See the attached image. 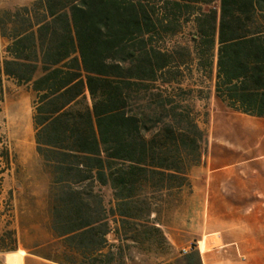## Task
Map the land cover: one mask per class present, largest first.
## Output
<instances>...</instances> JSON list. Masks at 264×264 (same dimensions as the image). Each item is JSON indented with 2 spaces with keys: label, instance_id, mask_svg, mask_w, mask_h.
<instances>
[{
  "label": "trees",
  "instance_id": "16d2710c",
  "mask_svg": "<svg viewBox=\"0 0 264 264\" xmlns=\"http://www.w3.org/2000/svg\"><path fill=\"white\" fill-rule=\"evenodd\" d=\"M215 1L36 0L0 10V103L5 80L34 94L36 151L71 249L57 264H128L139 228L167 244L152 197L190 185L202 161L203 132L166 48L178 25L195 24L201 70L217 47L216 96L264 118V0L202 8ZM8 169L0 163V182ZM98 186L112 190L109 208ZM187 257L201 264L197 252Z\"/></svg>",
  "mask_w": 264,
  "mask_h": 264
},
{
  "label": "rangeland",
  "instance_id": "374dc122",
  "mask_svg": "<svg viewBox=\"0 0 264 264\" xmlns=\"http://www.w3.org/2000/svg\"><path fill=\"white\" fill-rule=\"evenodd\" d=\"M33 1L36 0H0V10L15 9ZM218 7L219 0L202 8L207 11ZM195 34L193 22L178 25V31L167 36L166 48L173 54L172 60L181 65L177 78L180 85L175 87L182 92L175 93L181 92L184 105L203 132V138L198 140L203 152L208 149L211 124L226 122L229 111L215 92L217 47L205 58L206 69L201 70L193 41ZM6 44L0 38V52ZM33 114L34 94L30 87L5 80L4 99L0 103V163L4 167L9 164V169L0 182V264L6 263L7 255L8 264H23L22 255L11 254L18 251L26 253L25 264H57L71 253L67 243L60 239L66 228L55 219L54 202L58 195L36 151ZM189 178L190 185L184 189L152 197L157 204L152 219L159 223L163 233L173 238H166L167 244H162L160 235L151 230H133L130 236L136 242L125 252L128 264H198L195 258L187 257L194 252L189 226L193 212L185 207L186 199L193 193L194 167ZM96 190H102L109 208L112 190L100 186ZM110 225L114 226L112 219Z\"/></svg>",
  "mask_w": 264,
  "mask_h": 264
},
{
  "label": "crops",
  "instance_id": "0c3cea01",
  "mask_svg": "<svg viewBox=\"0 0 264 264\" xmlns=\"http://www.w3.org/2000/svg\"><path fill=\"white\" fill-rule=\"evenodd\" d=\"M228 111L226 122L211 124L208 149L194 166L185 206L193 212V249L201 264H264V118ZM11 254L25 264L24 251Z\"/></svg>",
  "mask_w": 264,
  "mask_h": 264
},
{
  "label": "built area",
  "instance_id": "2783aa9c",
  "mask_svg": "<svg viewBox=\"0 0 264 264\" xmlns=\"http://www.w3.org/2000/svg\"><path fill=\"white\" fill-rule=\"evenodd\" d=\"M184 253H185V251H184ZM3 264H6V263H3Z\"/></svg>",
  "mask_w": 264,
  "mask_h": 264
}]
</instances>
